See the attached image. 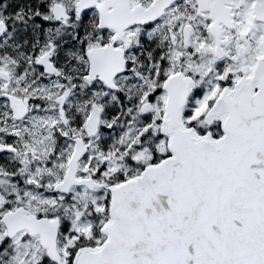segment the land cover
<instances>
[{
    "label": "snow or ice",
    "instance_id": "obj_1",
    "mask_svg": "<svg viewBox=\"0 0 264 264\" xmlns=\"http://www.w3.org/2000/svg\"><path fill=\"white\" fill-rule=\"evenodd\" d=\"M0 264H264V0H0Z\"/></svg>",
    "mask_w": 264,
    "mask_h": 264
}]
</instances>
